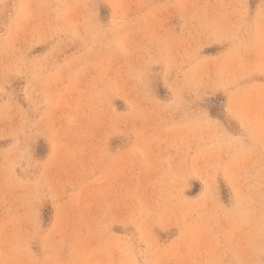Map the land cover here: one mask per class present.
<instances>
[{
    "label": "rangeland",
    "instance_id": "1",
    "mask_svg": "<svg viewBox=\"0 0 264 264\" xmlns=\"http://www.w3.org/2000/svg\"><path fill=\"white\" fill-rule=\"evenodd\" d=\"M0 264H264V0H0Z\"/></svg>",
    "mask_w": 264,
    "mask_h": 264
}]
</instances>
